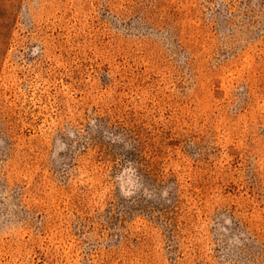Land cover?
Segmentation results:
<instances>
[{"label":"rangeland","instance_id":"obj_1","mask_svg":"<svg viewBox=\"0 0 264 264\" xmlns=\"http://www.w3.org/2000/svg\"><path fill=\"white\" fill-rule=\"evenodd\" d=\"M0 264H264V0H0Z\"/></svg>","mask_w":264,"mask_h":264}]
</instances>
